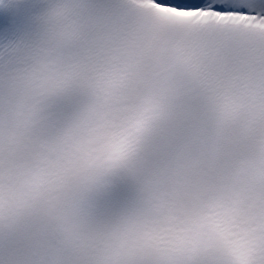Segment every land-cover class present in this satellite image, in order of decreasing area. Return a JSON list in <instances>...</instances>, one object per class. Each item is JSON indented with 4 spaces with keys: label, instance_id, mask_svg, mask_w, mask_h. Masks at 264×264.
I'll use <instances>...</instances> for the list:
<instances>
[{
    "label": "snow or ice",
    "instance_id": "1",
    "mask_svg": "<svg viewBox=\"0 0 264 264\" xmlns=\"http://www.w3.org/2000/svg\"><path fill=\"white\" fill-rule=\"evenodd\" d=\"M194 9L264 16V0H203ZM119 10L117 0H48L28 27L0 19L8 37L0 56V202L22 197L31 209L11 240L45 253L39 264H228L202 244L153 246L185 223L166 206L161 168L171 149L167 137L137 140L121 159L110 152V136H123L127 119L114 107L111 77L79 58L72 41L89 24L115 20ZM70 17L84 23H68ZM22 77L38 87L20 107L13 102ZM183 102L193 110L204 103L196 97ZM260 114L264 119V95ZM21 121L33 154L43 158L40 174L23 188L12 182V131ZM49 160L64 167L52 173ZM260 201L264 205V188Z\"/></svg>",
    "mask_w": 264,
    "mask_h": 264
},
{
    "label": "clouds",
    "instance_id": "2",
    "mask_svg": "<svg viewBox=\"0 0 264 264\" xmlns=\"http://www.w3.org/2000/svg\"><path fill=\"white\" fill-rule=\"evenodd\" d=\"M67 2L69 4L74 3L75 0H67ZM2 3L7 5L9 7V10H15V8L13 7L11 0H2ZM153 4H158L161 10H167V9H172L174 8V6H168V5H162L159 3H155L154 0H152ZM42 11V10H41ZM41 11H39L35 17L39 16ZM196 9H175V14L176 15H182L184 13H195ZM68 23H72V24H83L84 21L78 19V18H74V17H70L69 20L67 21ZM38 87V82L36 81H31L25 78H21L18 82H17V86H16V91H17V98L14 100V104L18 105L20 107L24 106V98L28 93L29 89H34ZM3 108V105H0V109ZM0 115H4L3 112H0Z\"/></svg>",
    "mask_w": 264,
    "mask_h": 264
}]
</instances>
